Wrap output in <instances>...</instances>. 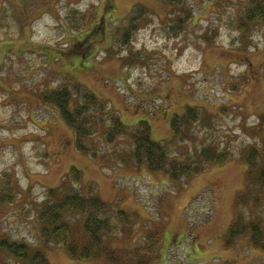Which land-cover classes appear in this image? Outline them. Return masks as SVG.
<instances>
[{
  "label": "rangeland",
  "instance_id": "1",
  "mask_svg": "<svg viewBox=\"0 0 264 264\" xmlns=\"http://www.w3.org/2000/svg\"><path fill=\"white\" fill-rule=\"evenodd\" d=\"M247 1L0 0V176L16 192L0 208V235L50 264H264V187L254 189L247 160L254 150L264 167V24L246 21ZM63 82L96 93L102 115L118 113L131 130L147 121L172 158L200 161L210 147L228 159L174 181L135 163L130 136L108 140L111 120L87 138L92 151L79 150L75 130L42 100ZM189 106L195 118L176 120ZM90 184L111 210L115 261L74 258L41 237L49 188L88 194ZM121 210L128 223H118ZM238 212L262 221L260 246L251 229L231 235ZM69 219V242L82 246L86 213ZM0 264L24 262L0 249Z\"/></svg>",
  "mask_w": 264,
  "mask_h": 264
},
{
  "label": "trees",
  "instance_id": "2",
  "mask_svg": "<svg viewBox=\"0 0 264 264\" xmlns=\"http://www.w3.org/2000/svg\"><path fill=\"white\" fill-rule=\"evenodd\" d=\"M245 19L264 24V0H248L245 7ZM241 27L244 28L245 24H242ZM87 48L84 52L86 51L89 55L91 51H88ZM51 50L60 51L56 48ZM65 54L68 57L71 52ZM67 80L65 79V81ZM42 93L43 102L54 106L66 123L75 130L76 146L79 150L92 151L90 144L86 142L87 138L101 131L104 126H107L106 122L111 120L110 129L107 131L108 140L112 141L125 135L130 136L134 142L135 163L146 164L151 171L166 170L174 181L183 176L201 172L211 163H223L228 159L227 150H214L210 147L200 151V161L199 159L188 161V159L172 158L165 145L152 138V129L147 121L142 122L136 130H131L116 112L106 118V114L102 115L106 113L105 103L96 93L81 84L73 85L71 82H63L52 89H45ZM196 112V108L189 106V109L186 108L181 116L176 114L175 117L176 120L185 123L194 119ZM255 152L251 150L247 160L250 166L255 169L256 175L253 176L254 179H257L258 185L253 187L259 190L262 186L264 187V167L258 166ZM73 171H75L76 179H79L80 171H77L75 167ZM9 179V174L0 176V208L6 203L13 202L16 198L15 188ZM94 186V184L89 185L88 194L80 190H70L59 194L58 188H49L45 202L38 213L41 237L46 245L67 244L70 254L74 258H108L115 261L117 260L116 255L113 254L114 251L107 250L106 241L108 240H105L107 234L114 231V222L109 214L110 207L95 192ZM74 212L86 213L84 229L89 235V241L84 242L82 246L75 242H69L73 233L69 215ZM117 217L120 224L128 223L130 220L129 215L123 210L117 212ZM247 220L249 219H246L243 213L238 212L236 220L230 227L231 235L238 236L251 229L254 243L260 246L263 241L262 221ZM150 238L153 239L155 236L151 235ZM152 246L153 244L150 247L152 248ZM0 249L8 251L11 256L24 264H50L43 250H33L25 240H14L8 236L0 235Z\"/></svg>",
  "mask_w": 264,
  "mask_h": 264
}]
</instances>
